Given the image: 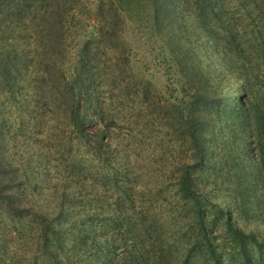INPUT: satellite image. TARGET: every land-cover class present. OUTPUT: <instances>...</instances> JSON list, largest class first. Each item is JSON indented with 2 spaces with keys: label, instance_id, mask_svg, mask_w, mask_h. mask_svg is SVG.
<instances>
[{
  "label": "trees",
  "instance_id": "trees-1",
  "mask_svg": "<svg viewBox=\"0 0 264 264\" xmlns=\"http://www.w3.org/2000/svg\"><path fill=\"white\" fill-rule=\"evenodd\" d=\"M140 1L107 0L97 19V12H83L80 0H0V223L10 226L9 237L11 227L36 236L38 248L21 257L23 264H264V69L258 70L264 65V0H233L240 11L232 20L225 0ZM143 10L151 35L164 44L182 82L181 99L171 102V94L160 100L163 127L170 136L177 133L185 149L169 177L173 195L165 200L166 193L158 192L157 199L141 198L136 206L132 191L115 192L112 206L100 205L101 214L112 215L97 213L82 229L84 237L76 239L79 248L66 249L69 208L58 205L50 213L34 199L42 189L39 180L46 170L42 195L51 181L47 172L55 166L51 157L81 162L82 145L91 155L84 162L112 158L107 127L95 134L88 128L101 126L104 113L94 99L99 73L118 65L100 69L90 45L103 42L107 48L114 41L113 21L134 13L142 17ZM185 11L194 15L187 28ZM68 26L72 29L65 33ZM72 34L82 41L70 53L72 45L64 42ZM74 52L67 72L66 58ZM50 76L57 82L54 90L43 87ZM12 116L22 119L14 134L6 118ZM48 117L56 119L54 127ZM52 140L58 143L55 151ZM64 140L68 145L62 148ZM9 144L18 147L23 163L14 165V158L4 155ZM71 165L72 172L83 168ZM98 175L105 184L112 178L120 184L117 177ZM127 184L124 180L121 187Z\"/></svg>",
  "mask_w": 264,
  "mask_h": 264
},
{
  "label": "rangeland",
  "instance_id": "rangeland-1",
  "mask_svg": "<svg viewBox=\"0 0 264 264\" xmlns=\"http://www.w3.org/2000/svg\"><path fill=\"white\" fill-rule=\"evenodd\" d=\"M80 2V8H85L83 12H87L88 15H94L97 12L95 16L97 19L100 15V8L102 7V10L106 11L108 6L107 0H80ZM140 3L141 5L145 4V0H141ZM239 4V2L233 0H225L224 9L227 10V17L231 20V15L239 13ZM138 8H140L139 5ZM188 12L182 13L184 16L183 23L186 24V28L194 23V15ZM142 13V17L134 13L131 16L123 15V22L120 20L113 21L115 31L112 39L114 41L110 44L113 49H109V44L105 48L106 44L103 42L93 41L90 45L97 57H100V69L105 70L115 63L118 65L111 72L99 73L101 78L100 82L96 84L98 91L94 99L96 96L98 97V103L102 106L104 113L101 117V126L88 128L89 133L95 134L102 127H107L106 130L108 129L110 138H106V143L111 147L109 152L112 158L99 155L100 158H96L95 161L84 162L87 158L90 159L91 155L84 154L87 148L83 150L84 145H82L77 153V158L81 162L75 160L74 156L56 155L51 157L53 159L51 163L55 166L47 172L52 175L50 177L51 181L42 195L41 191L48 184L46 170L43 171L45 175L39 180V183H41L40 188L42 189L39 190L40 193H36L39 198L34 199L41 200L42 204L48 207L50 213L57 210L58 205L69 208V217L65 223V227L69 231L66 239V249L73 246L79 248L78 245H75L76 239L79 236L81 238L82 236L84 237L82 229H88L87 223L95 219L97 213L101 217L112 215V212L111 214H101L100 205L102 201L112 206L117 196L115 192L119 194V190L125 191L129 189L127 191L133 192V197L131 198L136 200L134 202L136 206L141 204V198H156L155 196H159L158 192L161 194L166 193L163 196L165 200H170L173 195L171 192L173 178L169 177L172 175L171 172L175 171L176 164L182 158V149H185L181 148L180 141L177 140L179 139L177 137L178 134L175 133L170 136L169 130L167 132L163 127L165 120L162 117L165 116V111L162 110L161 112L160 105L162 106L163 100H167L171 94V102L174 100L173 98L179 100L183 97V93H180L179 88L182 82L170 61V55L167 53L164 44L151 35L148 15L145 14L144 10ZM82 20L86 21V16L83 15ZM257 22L256 20V25ZM91 25L93 26L92 23ZM91 25L86 28L88 33L92 31ZM67 28H70V26ZM71 29H66L65 33ZM249 29L250 26L248 27ZM72 36L73 34L66 37V42H64L65 38L63 36V42L72 45L70 53L75 50L73 44L77 41L78 46L82 41V36L77 39H73ZM73 55H75V52L70 54V58H66L67 63L64 68L67 72L74 61ZM53 58L58 63L59 60H57L55 55ZM254 65L252 63V66ZM263 67V64H258L259 71H263ZM112 74L113 78L111 79L109 76ZM105 75H108V77ZM53 77L50 76L47 79L48 86L44 84V88L55 89L57 82L54 81ZM184 98L187 99L186 96ZM160 100L162 103H160ZM58 101L56 104H58ZM38 103H40L39 106L42 108H46L43 102L38 101ZM5 110H8V108H5ZM21 110L24 116L28 117L29 112H25L24 109ZM6 118L11 121L10 128L12 129L10 133H16L22 119H15L14 116H12L13 120ZM48 119H52V117H48ZM47 122L52 124V127L57 123L56 119ZM20 140H23V136ZM81 142L82 144L87 143L86 140ZM51 145L55 151L58 143L52 140ZM61 145L62 148H65L68 145V141H62ZM3 152L4 155L7 154L14 158V165L23 163L20 162L21 154L16 145L11 147V144H9ZM29 154L31 155L32 152L27 155ZM75 163L81 164L78 166L79 168L83 167L80 172L78 170L72 172L73 165L71 164ZM129 170L131 174L128 176L126 172ZM100 173L117 177L120 184L114 185L112 183L114 181L113 178L112 182L106 180L109 183H103L102 177L98 175ZM124 180L128 183L124 186L125 189L121 187V183L123 184ZM160 182L163 183L158 185ZM78 187L80 190L76 191ZM148 190L150 191L148 192ZM87 198L90 200H87ZM163 199L161 201H164ZM27 209L26 214L29 213L30 218L34 216V208L30 207ZM0 226V264H18L17 261L23 264L21 257L25 258L27 251L35 252L34 249L37 247L35 243L36 236L34 233H27L23 228L16 230L11 227L12 232L10 235L12 237H9L6 234V230L10 226H7L4 222H1ZM22 240L24 242L21 244ZM87 240L89 241V239ZM62 256L67 259L66 255L62 254ZM67 257L70 261L76 260L70 254H67ZM23 261L26 262L24 259ZM27 264H30V262Z\"/></svg>",
  "mask_w": 264,
  "mask_h": 264
}]
</instances>
